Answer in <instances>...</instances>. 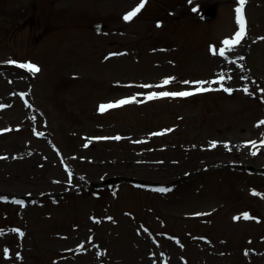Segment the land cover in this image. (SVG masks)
<instances>
[{
    "label": "rangeland",
    "instance_id": "1",
    "mask_svg": "<svg viewBox=\"0 0 264 264\" xmlns=\"http://www.w3.org/2000/svg\"><path fill=\"white\" fill-rule=\"evenodd\" d=\"M236 1L147 0L126 22L140 0H0V193L34 198L0 199V264H264V199L251 190L264 177L244 169L264 167V39L237 48V63L216 52ZM211 3L216 18L201 22ZM247 13L252 35H264V0ZM27 59L42 66L38 78L17 65ZM196 85L209 90L158 96ZM121 95L133 102L98 110ZM60 159L76 186L56 183ZM107 178L122 182L116 197L112 186L101 199L82 188ZM141 220L175 239L150 242Z\"/></svg>",
    "mask_w": 264,
    "mask_h": 264
},
{
    "label": "snow or ice",
    "instance_id": "2",
    "mask_svg": "<svg viewBox=\"0 0 264 264\" xmlns=\"http://www.w3.org/2000/svg\"><path fill=\"white\" fill-rule=\"evenodd\" d=\"M191 2V0H190ZM147 3V0H140V3L137 5V7L135 9H133L131 12L129 13H126L124 16H123V20L126 21V22H129V21H132L134 17H137V15L141 12V10L145 7ZM246 3V0H239V7H237L235 9L236 11V21H237V24L239 26L238 28V31L234 34L233 38L231 39H225L223 41V45L225 47L221 48L219 50V55L220 56H224L225 54V51L226 50H232L235 46L239 45L241 43V41L245 38L246 36V26H245V18H244V5ZM158 27L160 26L159 23L157 25ZM211 50V49H210ZM215 54V53H214ZM9 63H14L12 61H9ZM20 67H24L26 68L27 70H29L31 73L35 74V73H38L41 71V69L36 66V65H32V64H24V65H19ZM223 79V78H221ZM170 79H165L163 81V84L164 85H167L168 83H170ZM185 83H189V82H185ZM147 87V86H146ZM209 89H205V88H198L196 89V91H207ZM225 91H230L229 89H224ZM245 91L247 92V89H245ZM194 93L193 92H180V93H170V92H163V93H160L159 95L160 96H189V95H193ZM154 98H157L156 94H152L148 97V99H154ZM133 102V100L131 99H123V100H120L118 102H115V103H109V104H101L99 106V111L103 112V111H106L107 109L109 108H114V107H119L121 105H124V104H127V103H131ZM261 124H264V121H261L260 122ZM115 139H119V137H115ZM251 144L255 145V142H250ZM262 143H264V140H262ZM215 146V145H213ZM256 153H253V155H255ZM159 191H165V189H159ZM244 219H248V215L247 214H244ZM13 231H18V230H13ZM19 235L23 236V233H19ZM4 254L5 256L8 255V250L5 249L4 250Z\"/></svg>",
    "mask_w": 264,
    "mask_h": 264
},
{
    "label": "bare ground",
    "instance_id": "3",
    "mask_svg": "<svg viewBox=\"0 0 264 264\" xmlns=\"http://www.w3.org/2000/svg\"><path fill=\"white\" fill-rule=\"evenodd\" d=\"M231 52H234V51H236V49L235 48H233L232 50H230ZM217 60V59H216ZM220 60H222V59H220ZM56 174H60L61 175V177H63V173L60 171V170H57V173ZM61 185L62 186H65V184L64 183H61Z\"/></svg>",
    "mask_w": 264,
    "mask_h": 264
}]
</instances>
